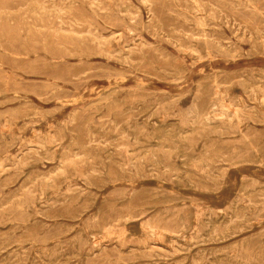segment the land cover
Returning a JSON list of instances; mask_svg holds the SVG:
<instances>
[{
  "label": "rangeland",
  "instance_id": "374dc122",
  "mask_svg": "<svg viewBox=\"0 0 264 264\" xmlns=\"http://www.w3.org/2000/svg\"><path fill=\"white\" fill-rule=\"evenodd\" d=\"M263 71L264 0H0V264H264Z\"/></svg>",
  "mask_w": 264,
  "mask_h": 264
},
{
  "label": "bare ground",
  "instance_id": "6f19581e",
  "mask_svg": "<svg viewBox=\"0 0 264 264\" xmlns=\"http://www.w3.org/2000/svg\"><path fill=\"white\" fill-rule=\"evenodd\" d=\"M93 6V5H92ZM105 10V9H104ZM128 15H130V14H128ZM131 16H132V14H131ZM192 17V16H191ZM204 17V16H203ZM198 22H199V20H197ZM200 22H202V21H200ZM202 27V26H201ZM72 28V27H71ZM178 32V31H177ZM65 33V32H64ZM76 33V32H75ZM76 34H78V33H76ZM89 34V33H88ZM131 34V33H130ZM188 34V33H187ZM205 39V38H204ZM206 40V39H205ZM142 45V44H141ZM153 45V44H152ZM99 46V45H98ZM126 49H127V47H126ZM264 72V71H263ZM257 78V77H256ZM143 83V82H142ZM226 83V82H225ZM216 85V84H215ZM110 86V85H109ZM211 87V86H210ZM222 88V86L220 85V88L218 87V89H217V91H216V93H219V92H221V89ZM108 89H109V87H108ZM210 89V88H209ZM226 89L227 88H223V91H226ZM220 90V91H219ZM115 91V90H114ZM209 91V90H208ZM111 93H113V92H111ZM107 95V94H106ZM221 95V94H220ZM103 97H104V95H103ZM92 98V97H91ZM102 98V97H101ZM259 101V100H258ZM242 102V101H241ZM260 103H262L261 101H260ZM230 104V103H229ZM238 106V105H237ZM258 106V105H257ZM237 110L236 109H234V108H232L231 106H228V104L225 106V105H223V104H219L218 105V108H217V112H216V114H214V116H215V118L216 117H218V119H220V120H223V121H230V119H234V118H236V116H237ZM211 114L210 113H206V114H204V115H202L201 117L205 120V121H211L212 120V117L210 116ZM151 117V116H150ZM193 117H198V114L197 113H194V115H193ZM173 122V121H172ZM194 122V121H193ZM199 122V121H198ZM152 123H154V122H152ZM155 124V123H154ZM193 124V123H192ZM156 126V125H155ZM169 127V126H168ZM195 128V126L194 125H191V127L188 129V131H191V130H193ZM166 129V128H165ZM169 134V133H168ZM38 135V134H37ZM123 135V134H122ZM199 135V134H198ZM52 136V135H51ZM53 137V136H52ZM54 138V137H53ZM57 143V142H56ZM252 146V145H251ZM126 148V147H125ZM35 149V148H34ZM37 149V148H36ZM65 154V153H64ZM21 156V155H20ZM19 156V158H21ZM260 155H258L257 156V162H264V160L263 159H261V157H259ZM18 159V158H17ZM84 160H85V158H84ZM68 161H69V159H67V157L66 158H62L61 159V166H62V168H60L59 169V173L58 174H56V176L54 177V180H52V181H55L56 180V177H57V175H60V176H62V177H69L70 176V174L67 172V166H69L68 165ZM157 162L158 160L157 159H155L154 160V162ZM55 162V161H54ZM60 162V161H59ZM16 163V162H15ZM71 166H74L75 165V158H72V160H71ZM44 166V165H43ZM8 167V166H7ZM163 167V166H162ZM123 168V167H122ZM5 169V168H4ZM55 172H57L56 170H55ZM166 173V172H165ZM53 174V173H52ZM100 175V174H99ZM159 175V174H158ZM206 175V174H205ZM50 176V175H49ZM48 178V177H47ZM4 182V181H3ZM34 183V182H33ZM48 183V182H47ZM34 185V184H33ZM29 186V185H28ZM75 187V186H74ZM79 187V186H78ZM71 188H73V187H71ZM26 189V188H25ZM15 191V190H14ZM20 192V191H19ZM42 192V191H41ZM68 192H70V189H69V191ZM175 192V191H174ZM54 193V192H53ZM83 193H84V191H83ZM42 194V193H41ZM41 198L43 197V196H40ZM2 198V197H1ZM38 199V198H37ZM61 204V203H60ZM121 205V204H120ZM54 206V205H53ZM99 212V211H98ZM45 214V213H44ZM223 214V213H222ZM211 215V214H210ZM230 215V214H229ZM132 217V216H131ZM135 218V217H134ZM236 219V218H235ZM222 221V220H221ZM149 222V221H148ZM220 222V221H219ZM230 224V223H229ZM147 226L149 227V229L150 230H154L155 228H154V225H153V223L152 222H149L148 224H147ZM239 227V226H238ZM103 229V228H102ZM181 230V229H180ZM242 232V231H241ZM129 233V232H128ZM93 234V233H92ZM130 234V233H129ZM134 234V233H133ZM153 234L155 235V232L153 231ZM126 237V236H125ZM205 237V236H204ZM217 239V238H216ZM112 241V240H111ZM119 242V241H118ZM22 245V244H21ZM106 245V244H105ZM146 245V244H145ZM105 247V246H104ZM151 247H152V245H151ZM157 247V246H156ZM155 248V247H154ZM191 248H193V247H191ZM133 249V248H132ZM188 249H190V248H188ZM24 250H25V248H24ZM144 250V249H143ZM145 250H147V249H145ZM150 250V249H149ZM163 250V249H162ZM167 250V249H166ZM204 251V250H203ZM1 252V251H0ZM197 252V251H196ZM98 253H101V252H98ZM36 254V253H35ZM95 254V253H94ZM97 254V253H96ZM210 254V253H209ZM81 256V255H80ZM222 257V256H221ZM151 258V257H150ZM153 258V257H152ZM34 264H36L35 262H34ZM220 264V263H219ZM222 264V263H221Z\"/></svg>",
  "mask_w": 264,
  "mask_h": 264
}]
</instances>
